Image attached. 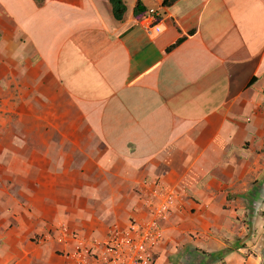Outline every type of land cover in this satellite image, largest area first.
Segmentation results:
<instances>
[{"label":"crops","instance_id":"1","mask_svg":"<svg viewBox=\"0 0 264 264\" xmlns=\"http://www.w3.org/2000/svg\"><path fill=\"white\" fill-rule=\"evenodd\" d=\"M136 1L124 0L116 21L108 0H0V86L14 82L16 65L36 72L70 105L62 114L69 132L52 127L84 129L90 140L70 144L83 158L62 163L59 154L45 161L52 167L39 166L40 175L52 172L51 190L26 187L35 168L28 157L5 160V182L21 184H1L0 205L18 220L10 204L26 206L20 227L7 225L5 252L19 235L22 264H76L79 239L44 238L56 222L89 240L112 225L141 224L164 205L149 264H264V0H140L154 22L133 17ZM67 194L100 198V206L82 212L63 202ZM238 229L250 235L230 249Z\"/></svg>","mask_w":264,"mask_h":264},{"label":"rangeland","instance_id":"2","mask_svg":"<svg viewBox=\"0 0 264 264\" xmlns=\"http://www.w3.org/2000/svg\"><path fill=\"white\" fill-rule=\"evenodd\" d=\"M20 65H24V63L20 62ZM17 66L18 65H16L13 70L14 82L10 87L6 89L5 86H0V186L2 184V187L6 185L5 187L7 188L12 187L13 189H17L21 184L18 180L5 182L7 175H11L6 173L5 168L8 159L20 157L22 155L23 157H28L30 162L35 165V168L33 167V170L26 178V187L33 191L43 188H45V190H51L54 189L52 187V182H49L53 181L52 172L40 175L38 171V169H40L39 166H45V168H48L50 165L48 164V167L47 165H44L45 161H50L53 157H56V155L59 156V154L62 157V163L70 156L74 158H83L85 150L80 151L77 150V148L72 149L70 144L77 142L82 144L83 147H88L87 145L90 144V140L87 138L85 130H81V128L78 129L77 132L67 135L70 125L69 118L62 117L63 110L70 107L67 99L61 94L58 95L57 89H54L53 87L49 88L48 85L42 81L43 79L36 78V72L30 70L23 71L20 68H17ZM0 75L4 77V71H0ZM37 80L43 85L38 86L36 84ZM11 94L12 98H9L8 95ZM25 114L27 115L25 116ZM55 115H60V117ZM36 116H38V118ZM73 121L75 122L74 119H72V122ZM53 125L60 127L61 130L64 129L67 133L65 135L59 134L57 130L52 127ZM54 143H59L60 148L54 149ZM91 167V165H82L77 167V169L81 168L82 172H85V170L89 171L92 169ZM17 168V166H12L13 170H16ZM69 168L70 167L67 166H61V172L68 171ZM34 172H36V174H34ZM75 174L79 175L80 173L73 172V178L76 177ZM33 178H36L39 182L37 187H34V185L31 184ZM57 178L61 181L59 182L61 183V188L68 192L70 190L68 181L69 174H61L58 175ZM82 183L79 182L78 185ZM16 192V195L19 196L18 191ZM17 200L19 201L20 199L17 198ZM66 200L67 204L71 205L73 204L72 201L75 199L69 197V194H67L66 199H64L63 202ZM99 201L100 198H84L80 200L76 199L74 202L82 212H85V210L91 209V206L93 205L99 208ZM14 203H16V201H14ZM20 207L21 208L19 209V205L12 206L10 204L9 209H13L14 216L19 214L24 220H26V206L22 204ZM9 219L5 214L3 207L0 205V264H22L21 256L22 250L26 249V246L23 245L25 241L23 242L18 235V240L14 241V248H12L14 250L9 253L8 251L5 252L6 248L4 247V240L9 236V232H11L7 225L9 224L12 226L15 225V227H20V224L24 220L12 219L11 217H9ZM245 221H249L247 215L242 217V225L245 224ZM68 224L69 223L67 222H56L55 225H53V230H46V233L48 234L45 235L49 237L45 236L44 238L54 240L57 245H62L66 240L74 242V240L79 239L76 245H74V243L72 244L74 249L73 252L75 251L76 257L79 259L76 264H87L86 261L88 260H94L96 264H99L96 258L97 251L101 247V244L108 239L113 231L123 230L127 227L112 225L108 230H105L102 235L96 238H88L89 240H86V237L79 236L77 232L71 230L69 228L70 224ZM238 232L240 233V236L237 238L238 241L235 243V241L232 240L227 243V246L230 247V249L233 248L235 250L244 247L245 244L241 243L244 240H241V238H245V235H250L248 232H245L246 234L243 235V231L240 229H238ZM33 239V241H38L40 236H36ZM243 253L244 255L248 254L247 252ZM60 254L63 255L64 253L60 252ZM69 255V252H66L64 255L66 260L69 258Z\"/></svg>","mask_w":264,"mask_h":264},{"label":"built area","instance_id":"3","mask_svg":"<svg viewBox=\"0 0 264 264\" xmlns=\"http://www.w3.org/2000/svg\"><path fill=\"white\" fill-rule=\"evenodd\" d=\"M155 12L148 10L145 19L155 21ZM167 209L160 206L157 215L147 221L113 231L108 239L101 244L97 251L99 264H149L153 258V251L161 236L158 220L163 219V212Z\"/></svg>","mask_w":264,"mask_h":264},{"label":"trees","instance_id":"4","mask_svg":"<svg viewBox=\"0 0 264 264\" xmlns=\"http://www.w3.org/2000/svg\"><path fill=\"white\" fill-rule=\"evenodd\" d=\"M38 3H41L42 0H36ZM112 9V15L116 21H120L126 11V6L124 0H108ZM176 0H162L161 6L162 7H169L171 6ZM147 12V8L143 5L140 0H137L135 6L132 11V15L135 19L142 18ZM159 17H155V21L158 20ZM182 39H179L176 43L169 46L166 51H170L175 46H177Z\"/></svg>","mask_w":264,"mask_h":264}]
</instances>
